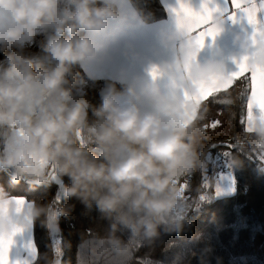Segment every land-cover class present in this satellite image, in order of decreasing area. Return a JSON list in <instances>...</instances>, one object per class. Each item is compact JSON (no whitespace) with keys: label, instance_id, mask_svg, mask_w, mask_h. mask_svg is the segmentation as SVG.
<instances>
[{"label":"clouds","instance_id":"9594fccd","mask_svg":"<svg viewBox=\"0 0 264 264\" xmlns=\"http://www.w3.org/2000/svg\"><path fill=\"white\" fill-rule=\"evenodd\" d=\"M138 19L122 11L119 0H0V171L9 172L13 183L23 179L45 186L67 176L71 183L63 187L64 196L94 204L109 221L100 246L92 249L97 258L108 250L129 252V243L117 235L123 230L132 241L151 243L161 230L183 229L190 204L181 183L205 167L203 108L194 97L201 85L219 82L225 73L220 60L193 59L178 26L168 38L173 58L158 68L172 80L169 91L147 83L121 95L108 85L90 123L88 101L66 87L67 76L76 64L103 59L117 32ZM221 22L218 15L212 21L216 27ZM41 32L49 67L37 66L25 51ZM249 63L264 69V44ZM255 116L252 131H242L238 139L264 154V123L258 112ZM17 207L0 193V236L53 214L44 204L19 212ZM47 264L57 262L49 258Z\"/></svg>","mask_w":264,"mask_h":264},{"label":"trees","instance_id":"16d2710c","mask_svg":"<svg viewBox=\"0 0 264 264\" xmlns=\"http://www.w3.org/2000/svg\"><path fill=\"white\" fill-rule=\"evenodd\" d=\"M130 2L145 22L165 17L160 0ZM34 61L43 67L52 63L44 50L35 55ZM67 79L66 87L79 88L88 101L90 123L96 119L92 109L102 103L101 89L111 85L117 93L126 95L129 88L119 81L90 78L79 64L72 67ZM240 114H243L242 108L240 111L238 106L224 104H210L205 121V113L200 114L205 167L183 178L188 184L186 198L190 204L184 215L183 229L180 232L161 230L151 243L130 240L128 230L118 232L130 246L125 255L110 250L99 258L92 255V249L100 246L99 238L107 234L109 221L94 204L89 207L77 197L64 196L63 187L71 183L67 176L54 177L45 186L23 179L13 183L9 172L0 171V193L21 195L32 204H44L52 210L51 218L41 216L33 220L37 255L32 264H47L49 258L55 259L57 264H264V171L238 139L245 131ZM222 150H229L235 191L208 198L206 194L211 192L205 187L209 171L207 155ZM232 159H238L239 164H232ZM62 208L67 209L65 214H60ZM51 220L55 223L53 232Z\"/></svg>","mask_w":264,"mask_h":264},{"label":"crops","instance_id":"0c3cea01","mask_svg":"<svg viewBox=\"0 0 264 264\" xmlns=\"http://www.w3.org/2000/svg\"><path fill=\"white\" fill-rule=\"evenodd\" d=\"M201 2L202 0H189L193 8H199ZM256 2L259 3V0H256ZM160 3L164 8L165 17L145 22L130 0H119V7L122 11L135 13L139 19L132 21L127 27L117 32L115 38L109 42L107 55L103 59L79 63L83 72L90 78L110 79L125 83L137 92L147 83L156 84L162 92L169 91L172 80L168 74L161 72L154 78L149 71L153 65L160 68L165 63L171 62L174 54L168 43V38L175 36L178 29L176 16L171 11L173 7L177 6V0H160ZM213 3L221 9L217 13L218 16L222 17V22L219 25L220 31L214 39L206 38L204 46L196 56V60L199 63H204L209 59L220 60L224 63L225 72L227 73L236 68L233 58L238 59L251 50L250 26L239 14L235 20L228 18L229 0H213ZM261 18L264 19V14H261ZM94 39H99V37H94ZM245 44L248 47H244ZM250 59H252V56ZM249 65L258 82L264 78V69L256 64L249 63ZM211 90L209 86L201 85L199 95L194 99L199 103ZM185 95L187 96V93ZM251 99L254 102H259L260 97L254 95ZM257 112L260 121L264 123V111H254L248 117V131H252L256 119L255 113ZM5 197L9 200L23 198L26 207L32 204L31 201L21 195H8ZM16 203L18 205L17 212H19L22 207L17 201ZM22 228L23 230L14 237L9 255L13 260H31L32 264L35 260L32 259L33 250L35 258L37 255L33 236V221L27 226H22Z\"/></svg>","mask_w":264,"mask_h":264},{"label":"snow or ice","instance_id":"6c2138e0","mask_svg":"<svg viewBox=\"0 0 264 264\" xmlns=\"http://www.w3.org/2000/svg\"><path fill=\"white\" fill-rule=\"evenodd\" d=\"M229 3L228 18L235 20L239 14L250 26L251 50L238 59L233 58L236 65L235 70L225 72L221 81L209 85L212 90L201 99L205 113L203 121L207 119L206 113L209 111L210 104L238 106L240 111L241 108L243 109V114H240L241 126L245 131H248L249 114L254 111H264V78L258 82L249 65V59L254 54L257 45L264 44V19L261 18V14H264V0H259V3L256 0H229ZM171 11L176 16L177 25L183 29L186 42L193 49L192 58L196 59L206 38L214 39L220 31L212 21L221 9L213 3V0H202L199 8H193L189 0H177V6L173 7ZM149 71L154 78L159 75L158 67L155 65ZM254 95L260 97L259 102H254L251 99ZM258 155L264 158V154ZM181 188L183 189V187ZM15 200L21 207L25 206L23 198H15ZM22 230L23 228L20 226L7 237L0 236V264H31V260H13L9 255L15 235ZM32 259H35L34 250Z\"/></svg>","mask_w":264,"mask_h":264},{"label":"rangeland","instance_id":"374dc122","mask_svg":"<svg viewBox=\"0 0 264 264\" xmlns=\"http://www.w3.org/2000/svg\"><path fill=\"white\" fill-rule=\"evenodd\" d=\"M44 39L45 33L41 32L33 40L27 42L25 45L26 53L32 55L33 58L35 55L42 53L43 48L41 47V42ZM1 57H3L2 54H0V58ZM72 92L77 96L82 93L79 88L72 90ZM250 153L253 155V158L260 162L261 169L264 171V158H261L258 155L260 153L251 151ZM207 160L209 161V171L206 176L205 187L210 189L211 193L206 194V197L209 198L232 194L235 191V182L229 166V150H222L213 154H208ZM181 187L185 189V194L187 195L186 190L188 184L186 185L183 183ZM50 228L52 232L55 229V223L53 220L50 221ZM52 236L54 237L53 233Z\"/></svg>","mask_w":264,"mask_h":264}]
</instances>
